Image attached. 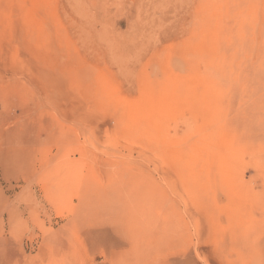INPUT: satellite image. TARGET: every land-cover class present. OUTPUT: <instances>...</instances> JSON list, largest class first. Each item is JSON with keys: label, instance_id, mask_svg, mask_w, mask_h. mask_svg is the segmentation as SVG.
I'll list each match as a JSON object with an SVG mask.
<instances>
[{"label": "rangeland", "instance_id": "1", "mask_svg": "<svg viewBox=\"0 0 264 264\" xmlns=\"http://www.w3.org/2000/svg\"><path fill=\"white\" fill-rule=\"evenodd\" d=\"M0 264H264V0H0Z\"/></svg>", "mask_w": 264, "mask_h": 264}, {"label": "bare ground", "instance_id": "2", "mask_svg": "<svg viewBox=\"0 0 264 264\" xmlns=\"http://www.w3.org/2000/svg\"><path fill=\"white\" fill-rule=\"evenodd\" d=\"M255 197V196H254ZM261 206V205H260Z\"/></svg>", "mask_w": 264, "mask_h": 264}]
</instances>
